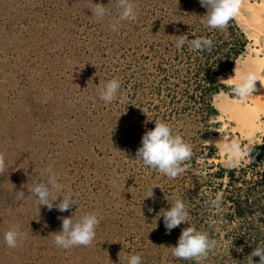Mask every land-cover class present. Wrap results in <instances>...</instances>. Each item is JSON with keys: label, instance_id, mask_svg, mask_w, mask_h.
I'll return each instance as SVG.
<instances>
[{"label": "rangeland", "instance_id": "obj_1", "mask_svg": "<svg viewBox=\"0 0 264 264\" xmlns=\"http://www.w3.org/2000/svg\"><path fill=\"white\" fill-rule=\"evenodd\" d=\"M94 2L110 15L90 16L89 0H0V153L6 157L0 264H126L131 253H142L143 264H196L170 251L188 226L218 241L203 264H246L264 247V188L248 191L264 167L252 166L248 156L234 166L245 172L229 179L225 172L233 167L210 137L225 134L212 97L230 91L217 76L234 73L236 61L250 53V38L236 21L208 31L200 0H133L137 19L121 21L118 31L110 28L119 14L116 0ZM183 34L208 36L213 47L177 50L174 41ZM112 78L120 79L124 98L105 104L98 89ZM155 120L193 145V157L175 179L135 158ZM263 142L264 136L252 144ZM48 166L79 205L65 212L38 207L28 187L36 169ZM21 190L25 198L17 200ZM217 193L219 206L211 207ZM247 196L249 204L234 203ZM177 198L187 203L190 220L169 232L160 212ZM92 211L101 217L92 245L57 248L60 218ZM12 225L27 233L15 249L3 240ZM252 259L258 264L260 258Z\"/></svg>", "mask_w": 264, "mask_h": 264}, {"label": "clouds", "instance_id": "obj_2", "mask_svg": "<svg viewBox=\"0 0 264 264\" xmlns=\"http://www.w3.org/2000/svg\"><path fill=\"white\" fill-rule=\"evenodd\" d=\"M200 3L207 9L206 13L201 15V24L208 31L223 30L230 21H236L246 30H252L240 20L242 11L251 15L244 6L243 0H200ZM116 4L119 14L110 24L112 31H118L117 26L121 21H135L138 16V9L133 0H116ZM104 5L89 0L86 8L91 10L90 16L102 20L110 15V9ZM177 36L178 38L174 41L177 50L182 49L185 45L194 51L211 50L213 47V40L208 36H200L192 40H189L185 34ZM234 72V76L228 79L221 78L220 81V83L228 81L226 87L230 89L229 93H220L212 97L213 107L222 114L226 109L230 112L237 107L245 106L249 98L255 96L254 92L257 91L258 81L260 86L264 87V79L261 78L264 76V71L258 70V65L252 58L246 57L242 61H236ZM233 77L235 79H232ZM98 92L100 99L105 104L122 101L124 98L121 81L118 78L108 80L98 89ZM216 147L218 152L223 153L227 167L239 165L251 155L254 149L251 140L243 134L240 139H236L232 133H222V138ZM193 155L191 143L187 142L168 122L155 120V127L146 131L142 136L141 146L137 149L135 158L150 169L175 179L185 172V162L190 161ZM5 167L6 157L0 153V172ZM33 176L36 177V180L33 186L28 188L38 200V207L46 205L49 210L55 207L58 211L65 212L73 205H79L75 195L71 193L65 195L66 185L60 182L59 173H54L51 166L45 169H36V174ZM151 196H153V188L146 197ZM24 198L25 194L22 190L16 191L17 200ZM220 200L221 195L217 193L208 203L211 207H218ZM162 210L160 216L163 217L164 225L169 232L182 222L189 223V208L185 200L181 198L175 199L170 208ZM60 219L62 220V230L54 232V243L57 248L67 250L76 246L89 247L92 245L97 236V227L101 222V217L97 212H86L78 218H73L71 215ZM26 239L27 233L23 232L18 225H12L3 235L4 243L11 249L21 246ZM217 247L218 241L212 238L208 231L188 226L182 230L178 243L175 246H170V251L175 258L194 260L196 264H203V261ZM256 256L260 258L258 264H264V247L258 245L247 257L246 264H254L252 258ZM124 260L126 264H143V254L131 253L126 255Z\"/></svg>", "mask_w": 264, "mask_h": 264}, {"label": "bare ground", "instance_id": "obj_3", "mask_svg": "<svg viewBox=\"0 0 264 264\" xmlns=\"http://www.w3.org/2000/svg\"><path fill=\"white\" fill-rule=\"evenodd\" d=\"M243 4L251 15L249 16L242 11L240 20L252 29L246 30L243 28L251 40L249 42L251 43L249 47L250 53L246 57L255 60L258 70L264 71V0H243ZM246 57H240L237 61H242ZM235 67L236 64L234 69ZM234 74L235 72L227 76L219 75L217 79L219 81H221V78L228 79ZM261 78L264 79V76ZM232 79H235V77ZM225 83H228V81H225ZM220 93L227 94L229 91L222 90L216 95ZM254 95L249 98L245 106L237 107L230 112L226 109L223 114L221 113L220 118L224 123L223 131L225 134L232 133L236 139H240L243 134L251 142L264 136V87L260 86L259 81L257 82V91L254 92ZM221 138L222 136L220 135H213L210 137V142L216 145Z\"/></svg>", "mask_w": 264, "mask_h": 264}, {"label": "trees", "instance_id": "obj_4", "mask_svg": "<svg viewBox=\"0 0 264 264\" xmlns=\"http://www.w3.org/2000/svg\"><path fill=\"white\" fill-rule=\"evenodd\" d=\"M210 81L214 82V79L211 78ZM211 109L213 110V108H211ZM253 145H254V149H253L251 155L249 156L250 164L252 166H254V167H258V166H260L262 164L263 167H264V142L261 143V144L258 143V144H253ZM238 170H240L242 173L245 172L244 168L238 169L237 167H233V168L226 169L225 173L229 177V179H232V180L235 181L236 179H239V176L236 175ZM256 173L257 174L259 173L256 176V179H254L249 184L248 191H250V193L258 191L257 187H259L260 185H261L262 188H264V168L262 170H256ZM242 181L244 183V182H247L248 180L247 179H243V180H241V182ZM234 203H237V205H239V206H241L243 203H244L243 205L249 204L250 203V196H247L245 201L236 200Z\"/></svg>", "mask_w": 264, "mask_h": 264}]
</instances>
